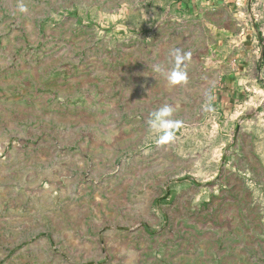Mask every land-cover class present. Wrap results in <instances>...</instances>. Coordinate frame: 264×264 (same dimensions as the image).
Listing matches in <instances>:
<instances>
[{"label": "rangeland", "instance_id": "374dc122", "mask_svg": "<svg viewBox=\"0 0 264 264\" xmlns=\"http://www.w3.org/2000/svg\"><path fill=\"white\" fill-rule=\"evenodd\" d=\"M0 264H264V0H0Z\"/></svg>", "mask_w": 264, "mask_h": 264}, {"label": "clouds", "instance_id": "9594fccd", "mask_svg": "<svg viewBox=\"0 0 264 264\" xmlns=\"http://www.w3.org/2000/svg\"><path fill=\"white\" fill-rule=\"evenodd\" d=\"M22 11L24 10L23 7L21 9ZM171 55L174 58L175 61V67L173 70L168 73V79L171 83L177 84L180 83L182 80L186 79L185 74L180 70V65L182 61L187 57V53L181 54V51L179 49H174L171 52ZM159 70V69H157ZM172 109L168 106H164L160 108L158 111L153 113V119L149 121V124L152 128H157L165 131V135L161 138L162 141L166 142L171 138V133L168 132V129L172 127V122L169 121L167 118L171 115Z\"/></svg>", "mask_w": 264, "mask_h": 264}, {"label": "crops", "instance_id": "0c3cea01", "mask_svg": "<svg viewBox=\"0 0 264 264\" xmlns=\"http://www.w3.org/2000/svg\"><path fill=\"white\" fill-rule=\"evenodd\" d=\"M218 1H223L227 5L232 0H214V3L218 2Z\"/></svg>", "mask_w": 264, "mask_h": 264}]
</instances>
